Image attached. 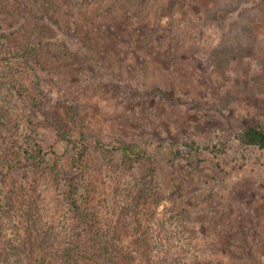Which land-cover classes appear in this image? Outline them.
Instances as JSON below:
<instances>
[{"label": "trees", "instance_id": "1", "mask_svg": "<svg viewBox=\"0 0 264 264\" xmlns=\"http://www.w3.org/2000/svg\"><path fill=\"white\" fill-rule=\"evenodd\" d=\"M148 2L0 0V264H222L198 252L190 215L157 216L167 198L155 164L158 146L106 131L72 104L79 83L72 91L62 85L59 63L68 60L63 52L71 41L75 52L83 48L105 63L113 42L161 40L159 29L139 33L124 16L142 13ZM116 10L124 12L122 27L108 19ZM211 54L219 65L241 50L225 41ZM145 92L168 96L158 85ZM237 138L264 149V124L246 117ZM180 146L174 156H186ZM104 172L114 177L109 186L117 199L110 204L106 178L99 183ZM42 183L67 189L60 225L41 209Z\"/></svg>", "mask_w": 264, "mask_h": 264}, {"label": "rangeland", "instance_id": "2", "mask_svg": "<svg viewBox=\"0 0 264 264\" xmlns=\"http://www.w3.org/2000/svg\"><path fill=\"white\" fill-rule=\"evenodd\" d=\"M117 10L108 19L119 27L127 16L139 33L159 29L162 38L133 44L129 32L112 43L105 63L83 48L75 52L71 41L63 52L68 60L59 64L66 90L79 83L72 104L106 131L158 146L155 164L167 198L157 216L190 215L202 256L264 264V149L237 138L246 117L264 124V0H149L142 13L128 10L123 20ZM225 41L241 56L218 65L211 53ZM157 85L168 96L145 92ZM179 146L186 156L172 154ZM104 177L110 204L117 199L109 186L114 177L104 172L99 183ZM40 190L47 221L60 225L67 189L42 183Z\"/></svg>", "mask_w": 264, "mask_h": 264}]
</instances>
